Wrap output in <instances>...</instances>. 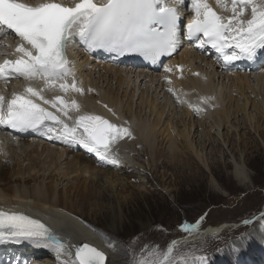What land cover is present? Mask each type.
Returning a JSON list of instances; mask_svg holds the SVG:
<instances>
[{
    "label": "bare ground",
    "instance_id": "obj_1",
    "mask_svg": "<svg viewBox=\"0 0 264 264\" xmlns=\"http://www.w3.org/2000/svg\"><path fill=\"white\" fill-rule=\"evenodd\" d=\"M28 2L35 3V0ZM62 3L72 6L73 0H62ZM207 3L210 6L223 5L221 11L226 13L225 17L232 16L231 0H220V3L217 0H207ZM179 4L184 10L189 7V12L192 13L191 0H181ZM247 18H250V8L246 11L245 19ZM2 40L0 63L4 59L16 58L12 53L17 38L8 36L2 37ZM9 44L12 45L11 48L6 46ZM182 46V50L178 52ZM178 47L174 57L162 67L149 70L120 63L108 64L93 58L79 47L77 36H74L73 44L68 49V60L75 72L78 86L85 90L82 94L62 91L59 87L61 82L48 87L40 80L26 81L22 77L12 76L5 83L0 79V92H3L6 98H11L13 92L22 93L26 87L31 86L43 90L44 97L49 100L59 96L70 104L75 99L81 105V112L109 117L118 126L128 127L132 133L131 137L124 136L120 139L113 148V151L118 149L120 159L119 165L113 166L100 162L94 153L77 144L55 138L49 139L38 131H30L26 136L18 138L7 127H0V144L3 147V153H0V211L22 213L38 218L67 244L90 243L110 255V250L105 246L99 233L89 227L73 210L74 200L78 203L79 190L84 189V184L88 190H94L93 185L100 182H104V185L107 184L112 189L120 185L125 188L126 177L120 172L125 166L129 170H141L139 172L141 176L136 177L140 182L134 185L139 193H143L146 185L140 178L144 175L142 170L144 163L141 162L139 150L141 147V150H149L150 157L147 159L149 165L151 158L155 161L160 142L158 133L165 132L169 141L167 148L170 161L162 160L163 163H167L163 164L166 167L181 162L184 164L183 167L186 166V159L183 158L186 156L182 155L183 148L179 146L178 137L184 139L188 149L193 152L189 155H193L200 166H205L209 171L212 170L213 163L209 161L204 149L209 145H212L214 150L217 149V144H214L216 138L213 136L215 132L212 130L216 131V136L224 145L228 144L235 150L238 143L235 144L233 138L223 133V130L227 128L239 132L242 124L248 123L259 127L260 119L264 118V69L250 72L249 68L252 64L264 62V50L258 51L254 60L236 61L244 68L243 71H246L238 73L235 68H231V64L226 65L210 48L202 50L198 46L181 43ZM166 68H171L172 71L166 72ZM162 69L164 73H161ZM165 76L172 81V86L184 103L178 102L167 90L169 84ZM65 82L70 84L72 81L69 79ZM203 97L214 99L204 103ZM104 105L108 107L105 108ZM44 106L49 108L51 105ZM194 107H199L200 112L194 111ZM79 115L80 112L70 110L69 116L72 120L63 115L61 117L71 125ZM199 135L201 139H198L197 143L194 137L197 138ZM245 143L244 141L243 145ZM229 161L234 165L233 175L237 185L245 188V191H250L248 186L253 177L248 171L246 159L242 155L237 157L232 151ZM64 181L66 184L62 187L61 194L60 184ZM216 187L219 185L216 184ZM170 188L168 191H171ZM98 193V197L104 199L102 191ZM94 204L96 207L99 206V202ZM258 231L259 228L244 236L235 245L244 247L248 242H252L244 248L253 249L252 246L256 248L255 244L260 241L262 243L260 253H254L252 260L246 261L255 260V264H264V234L260 235ZM251 236L253 238L249 241ZM72 251L74 252V248ZM30 252L35 255L30 264L43 262L39 261L37 256L45 258L44 260L48 262L58 261L50 250L23 243L0 246V264H17L18 262L15 263L13 259L8 258L16 254L27 255ZM111 259L113 258L110 255L107 264L112 263ZM198 261L188 259L179 264H197ZM210 263L212 261L208 262ZM238 264H241L240 260Z\"/></svg>",
    "mask_w": 264,
    "mask_h": 264
},
{
    "label": "snow or ice",
    "instance_id": "obj_2",
    "mask_svg": "<svg viewBox=\"0 0 264 264\" xmlns=\"http://www.w3.org/2000/svg\"><path fill=\"white\" fill-rule=\"evenodd\" d=\"M181 0H73L66 6L57 0H0V44L6 34L17 38L12 55L0 63V79L23 78L26 81H44L48 87L56 82L62 91L82 94L67 53L78 36L90 51L104 50L118 56L139 54L156 63L162 56L176 52L181 36ZM220 3V0H217ZM232 16L225 17L213 11L207 0H191L193 16L184 24L189 39L197 41L204 49L209 46L220 54L224 63L246 59L254 60L258 51L264 50V0H231ZM223 7V5H221ZM250 8V18L245 19ZM11 48L12 45H6ZM19 54V55H17ZM171 72V68H166ZM198 75V74H197ZM71 79V83H66ZM168 91L178 102L184 103L172 81L165 76ZM89 91H92L89 89ZM213 97H203L208 103ZM44 105H51L56 112ZM190 107L192 105H189ZM107 108V105H104ZM80 112L70 125L61 115L72 120L69 111ZM75 99L69 104L57 96L45 99L43 90L31 86L22 93L13 92L6 98L0 92V127L17 131L41 132L49 139L74 143L94 153L104 164L118 166L116 143L124 136L131 137L128 127L118 126L102 116L81 112ZM112 111V109H108ZM200 112L199 107L193 109ZM113 115L115 113L113 112ZM0 153H3L0 144ZM252 221L246 220L249 224ZM185 232H193L199 225H182ZM264 227V218L261 220ZM28 243L37 248L48 249L55 254L59 264H105L106 255L88 243L69 245L38 218L29 215L0 211V246ZM109 247L113 244L109 240ZM158 248V246H155ZM74 248V252L72 249ZM137 254L135 264H160L143 256L151 251ZM172 247L167 248L164 264H172ZM197 264H208L207 257H200Z\"/></svg>",
    "mask_w": 264,
    "mask_h": 264
},
{
    "label": "rangeland",
    "instance_id": "obj_3",
    "mask_svg": "<svg viewBox=\"0 0 264 264\" xmlns=\"http://www.w3.org/2000/svg\"><path fill=\"white\" fill-rule=\"evenodd\" d=\"M233 65H237L235 70L238 73L246 72L239 64ZM249 68L250 72L260 71L264 69V62L252 64ZM212 132H215L213 136L217 149L214 150L212 145L204 149L213 163L210 171L200 166L193 155H189L193 152L180 137L179 146L183 148L182 155L186 156L183 157L186 159L185 168L182 162L163 166L167 164L163 161H170L169 141L163 132L158 133V155L155 161L149 158L150 165L147 162L149 150H141L142 147L139 150L141 162L144 163V175L139 177L146 185L143 193H139L134 185L140 182L136 177L141 176V170H129L125 166L120 171L126 177L125 188L120 185L112 189L100 182L93 185L95 192L88 190L85 184L84 189L79 190L78 203L74 200L73 210L99 233L110 250L113 258L111 264L116 261L117 264H135L136 259L140 258L137 254L148 250L146 246L151 251L143 258L158 260L160 264H164L168 247L173 248L172 264L188 259L199 260L200 257H207L208 262L212 261L210 264H238V260L241 264H255V260L248 262L246 259L252 260L254 253H260L262 243L258 241L259 244H255L256 248L252 246L253 249L244 248L252 242L244 247L235 243L258 228L260 235L264 234V227H261L264 218V118L260 119L259 127L248 123L242 124L239 132L227 128L223 130L233 138L235 144L238 143L235 150L228 144L224 145L215 130ZM194 138L197 143L201 139L200 135ZM232 151L237 157L242 155L246 159L248 171L253 177L248 186L250 191H245L234 179V165L229 161ZM65 184V181L61 183L60 188ZM169 188L171 191H168ZM98 191H102L104 199L98 197ZM60 192L63 193V188ZM94 202H99V206L96 207ZM246 220L252 222L245 224ZM185 224H198L199 228L185 232L181 227ZM249 238L251 241L253 237ZM109 240L112 247H109ZM46 261L45 264H59L56 260Z\"/></svg>",
    "mask_w": 264,
    "mask_h": 264
},
{
    "label": "water",
    "instance_id": "obj_4",
    "mask_svg": "<svg viewBox=\"0 0 264 264\" xmlns=\"http://www.w3.org/2000/svg\"><path fill=\"white\" fill-rule=\"evenodd\" d=\"M104 119H107V120H109L110 122H111V120L108 118V117H104ZM86 243V242H85ZM90 246H93V247H96L97 249H99V250H101V251H103L104 253H105V255H106V262H105V264H107V259H108V253L106 252V251H104L103 249H100V248H98L97 246H95V245H92V244H90V243H88Z\"/></svg>",
    "mask_w": 264,
    "mask_h": 264
}]
</instances>
